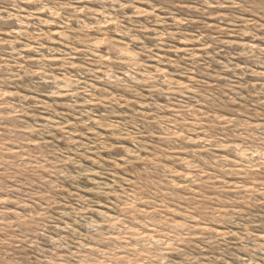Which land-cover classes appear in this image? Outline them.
Wrapping results in <instances>:
<instances>
[{
	"label": "rangeland",
	"instance_id": "374dc122",
	"mask_svg": "<svg viewBox=\"0 0 264 264\" xmlns=\"http://www.w3.org/2000/svg\"><path fill=\"white\" fill-rule=\"evenodd\" d=\"M0 0V260L264 264V4Z\"/></svg>",
	"mask_w": 264,
	"mask_h": 264
},
{
	"label": "clouds",
	"instance_id": "9594fccd",
	"mask_svg": "<svg viewBox=\"0 0 264 264\" xmlns=\"http://www.w3.org/2000/svg\"><path fill=\"white\" fill-rule=\"evenodd\" d=\"M261 4H264V0H261ZM248 5V0H233V7L236 9H240L242 11H251V7L246 8L245 6ZM264 11V9H262ZM35 251L33 252V256L35 257L34 259L29 258L25 259L23 261V264H42L40 257L36 255L37 249H34ZM264 250V249H262ZM0 264H7V260H0ZM251 264V262H250Z\"/></svg>",
	"mask_w": 264,
	"mask_h": 264
}]
</instances>
